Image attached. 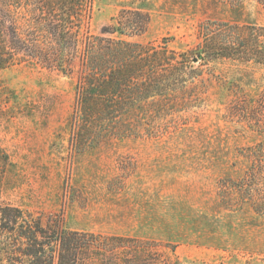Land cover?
Returning <instances> with one entry per match:
<instances>
[{
  "label": "rangeland",
  "instance_id": "374dc122",
  "mask_svg": "<svg viewBox=\"0 0 264 264\" xmlns=\"http://www.w3.org/2000/svg\"><path fill=\"white\" fill-rule=\"evenodd\" d=\"M132 2L94 1L70 73L31 64L0 71V208L18 209L42 227L57 222L93 235L98 244L81 264H264V213L231 190L264 172L256 164L264 163V65L195 63L198 77L137 136L73 143L87 38L107 36L104 29ZM137 6L150 15L147 32L122 38L189 58L204 32L264 28V4L256 0ZM173 100L180 105L173 108Z\"/></svg>",
  "mask_w": 264,
  "mask_h": 264
},
{
  "label": "trees",
  "instance_id": "16d2710c",
  "mask_svg": "<svg viewBox=\"0 0 264 264\" xmlns=\"http://www.w3.org/2000/svg\"><path fill=\"white\" fill-rule=\"evenodd\" d=\"M94 1L0 0V71L31 64L70 73ZM145 1L133 0L122 10L115 24L104 29L107 36L87 38L70 120L73 143L82 148L104 139L137 136L145 125L156 121L157 114L161 116L164 103L177 99L184 84L198 77L195 63L228 59L264 65V28L259 29L262 34H247L238 25L204 32L199 51L190 58L167 47L126 41L122 37L147 32L150 15L137 6ZM256 1L264 4V0ZM179 102L173 100L171 105L176 108ZM256 161L262 169L263 161ZM253 172L231 190L246 194L251 208L264 213L259 194L264 172ZM93 239V235L61 229L57 222L42 227L18 209L0 208V263L54 264L57 258V264H81L98 244ZM117 248L113 245V250Z\"/></svg>",
  "mask_w": 264,
  "mask_h": 264
}]
</instances>
